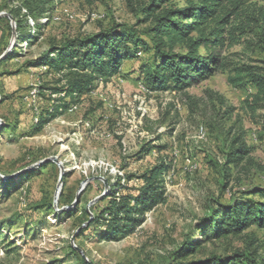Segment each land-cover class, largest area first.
I'll return each mask as SVG.
<instances>
[{
	"label": "rangeland",
	"instance_id": "374dc122",
	"mask_svg": "<svg viewBox=\"0 0 264 264\" xmlns=\"http://www.w3.org/2000/svg\"><path fill=\"white\" fill-rule=\"evenodd\" d=\"M51 1L40 23L46 16L51 21L39 37L34 41L17 37L12 49L10 20L0 19V57L10 50V59L0 60V264H175L190 249L194 252L186 260L230 256L246 249L248 254L258 251L254 260L264 264V229L253 225L227 239L215 238V224L206 229L220 205L242 196L259 200L249 192L253 186H264V171L253 169L249 175L234 170L228 180L223 172L225 147L241 126L254 147L252 158L264 167V105L252 115L243 102L254 90L228 84L231 70L242 64L264 69V0H250L247 14L237 20V24L246 20L249 28L240 43L226 42L220 51L225 65L213 76L182 92L149 93L141 89L139 71L147 58L143 53L125 63L123 74L98 82L82 103L72 105L73 112L33 135L34 108L39 111L41 105L28 104L23 95L34 86H43L46 94L48 88L58 87L55 79L35 67L37 59L53 44L90 37L114 23L136 26L141 18L127 0ZM21 3L0 0V13L22 7ZM165 5L181 8L185 0ZM25 19L29 28L35 27L30 20H36ZM200 127L205 130L203 139ZM146 144L150 153L145 152ZM53 157L66 171L57 204L59 210H69L58 213L54 200L60 168L45 163L32 169ZM162 162L169 167L166 203L147 213L131 234L118 241L92 236L95 228L79 235L80 224L108 208L114 193L141 189V176ZM106 186L108 194L103 196ZM117 187L122 188L114 191ZM97 198L89 207L91 219L87 208ZM73 237L87 261L73 248Z\"/></svg>",
	"mask_w": 264,
	"mask_h": 264
},
{
	"label": "trees",
	"instance_id": "16d2710c",
	"mask_svg": "<svg viewBox=\"0 0 264 264\" xmlns=\"http://www.w3.org/2000/svg\"><path fill=\"white\" fill-rule=\"evenodd\" d=\"M127 1L135 15L141 16L139 25L130 27L114 23L90 37L70 39L60 46L53 44L37 59L35 67H39L42 75L55 79L58 87L48 88L49 94H46V90L40 86L37 104L41 107L38 115L35 114L38 121L31 129L33 135L64 115L73 104L82 103L84 97L93 93L98 82H109L119 75L128 60L140 58L139 52L147 57L139 71L141 84L147 92H182L189 89L224 67L220 51L227 41L229 45L240 43L250 25L246 20L237 24V20L247 14L246 7L250 0H185L181 8L166 7L165 4L171 0ZM8 2H22V7L9 12L15 19L19 40H36L51 21L46 16L47 23H40V19L48 14L47 8L52 1ZM5 8L2 7V10ZM23 9L26 15H22ZM28 16L36 20L34 28L28 27L25 19ZM144 24L148 26L143 30L138 29V26ZM32 29H35L34 33H31ZM236 33L241 36L235 37ZM42 67H46L47 71H42ZM16 73L20 74L21 71ZM229 74L230 86L248 92L254 90V94H247L243 102L254 115L261 108L260 105H264V69L242 64ZM53 95L57 98H53ZM261 131L264 132V123ZM246 134L241 126L231 143L225 147L223 172L227 180L232 178L234 170L249 175L253 169L264 171V167L252 158L254 147L247 142ZM144 149L146 153L152 150L149 144ZM168 170L167 163L162 162L141 176V189L136 188L118 196L114 193L108 208H104L98 215L94 213L92 220L80 224L79 235L92 228L97 229L92 236L104 240L118 241L131 234L144 221L147 213L166 203L165 174ZM119 188L122 187L113 189L117 191ZM251 189V196H259V200L242 196L237 200L232 199L233 202L227 205H220L213 212L212 219L206 223V229L211 224L217 225L215 238L227 239L230 235H239L253 225L264 229V186H253ZM107 199L109 196L103 201ZM83 214L87 215L85 209ZM85 223H88L87 226L82 228ZM193 252L192 249L186 250L175 264H241L244 261L256 264L254 258L258 251L248 254L245 249L230 256L213 255L204 260H186Z\"/></svg>",
	"mask_w": 264,
	"mask_h": 264
},
{
	"label": "water",
	"instance_id": "95a60500",
	"mask_svg": "<svg viewBox=\"0 0 264 264\" xmlns=\"http://www.w3.org/2000/svg\"><path fill=\"white\" fill-rule=\"evenodd\" d=\"M0 18H9V20H10V24H11V28H12V38H11V42H10V48L9 49H12L13 47H14V45H15V43H16V40H17V37H18V35H17V26H16V22H15V19L9 14V13H0ZM6 50V52L4 53V55L2 56V57H0V60L1 59H4V58H6L7 56H8V54H9V52H10V50ZM1 100V99H0ZM1 122V121H0ZM45 163H55V164H57L58 165V167L60 168V178H59V182H58V186H57V191H56V194H55V200H54V205H55V210H56V212L58 213V212H64V211H67V210H69V207H66V208H63L62 210H59L58 209V199H59V195H60V192H61V189H62V187H63V180H64V175H65V168H64V165H63V163L61 162V161H59L58 159H57V157H53V158H50V159H47V160H44V161H42V162H40L39 164H37L35 167H33L32 169H34V168H37V167H39V166H41V165H43V164H45ZM0 178H1V176H0ZM87 183V180L83 183L84 185ZM109 189V186H106L105 187V192H104V194H103V196H105V195H107L108 194V190ZM81 191H82V189L79 191V193H78V195H77V198H76V200L78 201V199H79V195H80V193H81ZM103 196H101L100 198H102ZM100 198H97V199H95L93 202H91L90 204H89V206H88V212H89V207L91 206V205H93L95 202H97V200H99ZM90 213V215H91V219L93 218V214L91 213V212H89ZM87 224L88 223H86V224H84L83 226H82V228L83 227H85V226H87ZM81 229V228H80ZM80 229L78 230V231H80ZM71 242H72V246H73V248H77L76 246H75V238L73 237L72 238V240H71ZM77 250L80 252V254L85 258V260L87 261V259H86V257H85V255H84V252L83 251H81L80 249H78L77 248Z\"/></svg>",
	"mask_w": 264,
	"mask_h": 264
},
{
	"label": "built area",
	"instance_id": "2783aa9c",
	"mask_svg": "<svg viewBox=\"0 0 264 264\" xmlns=\"http://www.w3.org/2000/svg\"><path fill=\"white\" fill-rule=\"evenodd\" d=\"M41 21H43V23L44 22H47L48 20L45 18L44 20H41ZM30 25H31V27H34L35 26V23L33 22V20H30ZM138 56L139 57H141L142 56V54H141V52H139L138 53ZM42 71H47V68L46 67H42ZM141 89H143V91H145V88L143 87V88H141ZM55 97V96H54ZM40 98H39V87L38 86H34L25 96H24V98H23V100L25 101V102H29V103H33V105H35L36 104V101H38ZM28 103V104H29ZM74 107H72V106H70V108L68 109V112H73L74 111ZM34 111H35V114H36V116L38 115V108H34ZM38 121V119L37 118H35V122H37ZM85 126L86 127H90V124L89 123H86L85 124ZM199 134H200V139H203L204 137H205V130H204V128L203 127H200V129H199Z\"/></svg>",
	"mask_w": 264,
	"mask_h": 264
},
{
	"label": "crops",
	"instance_id": "0c3cea01",
	"mask_svg": "<svg viewBox=\"0 0 264 264\" xmlns=\"http://www.w3.org/2000/svg\"><path fill=\"white\" fill-rule=\"evenodd\" d=\"M67 112H68V111H67ZM67 112H66V113H67ZM59 117H60V116H59Z\"/></svg>",
	"mask_w": 264,
	"mask_h": 264
}]
</instances>
